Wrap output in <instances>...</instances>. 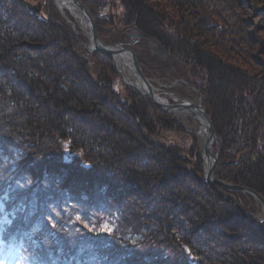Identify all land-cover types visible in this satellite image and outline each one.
<instances>
[{"label":"trees","instance_id":"trees-1","mask_svg":"<svg viewBox=\"0 0 264 264\" xmlns=\"http://www.w3.org/2000/svg\"><path fill=\"white\" fill-rule=\"evenodd\" d=\"M29 1L0 0V264H264L261 203L208 183L198 136ZM81 1L146 77L202 98L216 177L264 198V0Z\"/></svg>","mask_w":264,"mask_h":264},{"label":"water","instance_id":"water-1","mask_svg":"<svg viewBox=\"0 0 264 264\" xmlns=\"http://www.w3.org/2000/svg\"><path fill=\"white\" fill-rule=\"evenodd\" d=\"M72 2L74 6L77 7L78 11L81 12L84 16H86L89 21V33H86L83 30V28L79 25L83 34L86 36L88 40L87 43L80 41L81 45L86 47L90 53H94L96 51H103L107 53L108 55H110L114 59V64L116 65V68L118 70L121 80L126 85H128L131 89L150 98L162 110L167 111L169 113H173L175 115L179 113L187 112L186 114L189 113V115L192 116V118L198 121L199 126L201 125L202 120L206 123L207 136L203 139L200 132L197 133L203 139L202 144H200V155L203 160L205 180L210 184H218L219 186L223 188L251 194L259 204L261 203L262 208L264 210V198L258 192H256L255 190L251 188L240 186V185L228 182V181H224L216 177L214 169L218 163L220 150L215 151V146L219 143V136L214 128V125L211 119L209 118L206 112V109L203 105L202 98L199 97V101L197 103L192 98L173 97L172 93L168 91H166V93L171 96L174 102H170L168 99L160 97V94L157 93L160 89L153 86L154 82L156 81L145 76L138 62L136 53L132 49L125 47L121 44L104 43L98 34L94 19L91 15L90 10L87 8V6L84 3H82L80 0H72ZM76 33H78L77 30H76ZM75 35H76V38L79 39V35L78 34H75ZM137 36L141 38L142 32L139 31L137 33ZM149 46L155 55H160L164 57L165 59L168 58V49L160 42L158 41H155L154 43L149 42ZM126 55L129 56L131 59V62L135 69V73L137 75V79L139 78L141 81L144 82L142 84L147 85V88H148L147 91L141 90L138 87H136L132 81H129L128 79H126V77H124V75L121 73L120 67L117 63V57L126 56ZM205 157H207L209 161V165L206 164L207 162L205 161Z\"/></svg>","mask_w":264,"mask_h":264},{"label":"bare ground","instance_id":"bare-ground-1","mask_svg":"<svg viewBox=\"0 0 264 264\" xmlns=\"http://www.w3.org/2000/svg\"><path fill=\"white\" fill-rule=\"evenodd\" d=\"M55 1H56V5L59 9H61L64 12H67V11L71 12L73 17L76 19V21H74L76 23V25H78V26L80 25L86 33H89V21H88L87 17L78 11L77 7L74 6L72 0H55ZM117 63L120 67L121 73L124 75V77H126V79H128L129 81H132L133 84L136 87H138L139 89L146 90V91L148 90L147 85L142 84L144 82L141 81L139 78L137 79V75L135 73L134 66H133L129 56L126 55V56L117 57ZM153 86L155 87L154 84H153ZM156 98H157V96H156ZM185 113H187V112H184V114ZM188 115H189V113H188ZM200 126L201 127H200V130L198 132H200L202 138L204 139L207 136L206 123L202 120ZM205 161L207 162L206 164L209 165V161H208L207 157H205Z\"/></svg>","mask_w":264,"mask_h":264},{"label":"rangeland","instance_id":"rangeland-1","mask_svg":"<svg viewBox=\"0 0 264 264\" xmlns=\"http://www.w3.org/2000/svg\"><path fill=\"white\" fill-rule=\"evenodd\" d=\"M47 1V3H48V5L49 4H51L52 6H54V8H56L58 11H59V13L66 19V20H68V22H70L71 21V18H73V19H75L74 17H73V15L70 13V12H64V11H62L61 9H59L58 7H57V5H56V1L55 0H46ZM81 1V0H80ZM30 3H33V4H36V1H33V0H31V1H29ZM82 2V1H81ZM83 3V2H82ZM88 8V7H87ZM89 9V8H88ZM71 17V18H70ZM75 21H76V19H75ZM73 27H74V31H75V34H82V35H84L83 34V32H82V30H81V28L78 26V25H76V23L74 22L73 24ZM96 26V25H95ZM76 30L78 31V33H76ZM85 36V35H84ZM86 37V36H85ZM88 41V40H87ZM87 43V42H86ZM107 44V43H106ZM154 81H158L157 83L156 82H154V85H155V87L156 88H159L160 90L157 92V93H159L160 94V97H163V98H166V99H168L170 102H174V100L171 98V96L170 95H168L167 93H166V91H168V92H170V93H172V95H173V97H178V98H184V97H182V96H178V95H176V93H174V92H171L170 90H167L166 89V87H168V85L167 84H165V83H162V82H160L159 80H154ZM179 81H181L180 79H179ZM178 81V82H179ZM124 83V82H123ZM172 85H176V84H172ZM192 96H189L188 98H192L195 102H197L198 103V101H199V96H196V95H193V94H191ZM140 115V114H139ZM175 115V114H174ZM176 117H178V119L181 121V123L182 124H184V126H185V128L187 129V131L188 132H192V133H195L197 136H198V143L199 144H202V142H203V139L201 138V136H199L197 133H198V131L200 130V126H199V123H198V121H196V119H194V118H192V116H189L188 114H182V113H179V114H177V115H175ZM4 210H5V207H4V205L0 202V219H1V221H3L4 223H7L8 221H9V218L4 214ZM261 210H262V219H264V210H263V208L261 207ZM0 236H1V233H0Z\"/></svg>","mask_w":264,"mask_h":264},{"label":"snow or ice","instance_id":"snow-or-ice-1","mask_svg":"<svg viewBox=\"0 0 264 264\" xmlns=\"http://www.w3.org/2000/svg\"><path fill=\"white\" fill-rule=\"evenodd\" d=\"M105 230H106V231H110V229H108L107 226H105Z\"/></svg>","mask_w":264,"mask_h":264}]
</instances>
